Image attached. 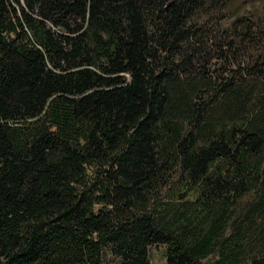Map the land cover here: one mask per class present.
<instances>
[{
	"label": "trees",
	"instance_id": "trees-1",
	"mask_svg": "<svg viewBox=\"0 0 264 264\" xmlns=\"http://www.w3.org/2000/svg\"><path fill=\"white\" fill-rule=\"evenodd\" d=\"M264 264V0H0V264Z\"/></svg>",
	"mask_w": 264,
	"mask_h": 264
},
{
	"label": "rangeland",
	"instance_id": "rangeland-1",
	"mask_svg": "<svg viewBox=\"0 0 264 264\" xmlns=\"http://www.w3.org/2000/svg\"><path fill=\"white\" fill-rule=\"evenodd\" d=\"M237 1L238 0H231L232 6L236 5ZM148 251L151 264H165L164 246H151ZM107 264H117V261L108 257Z\"/></svg>",
	"mask_w": 264,
	"mask_h": 264
}]
</instances>
